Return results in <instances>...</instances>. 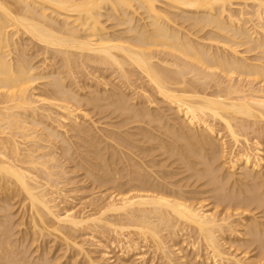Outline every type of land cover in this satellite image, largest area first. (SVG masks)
I'll list each match as a JSON object with an SVG mask.
<instances>
[{"label": "bare ground", "instance_id": "obj_1", "mask_svg": "<svg viewBox=\"0 0 264 264\" xmlns=\"http://www.w3.org/2000/svg\"><path fill=\"white\" fill-rule=\"evenodd\" d=\"M0 264H264V0H0Z\"/></svg>", "mask_w": 264, "mask_h": 264}, {"label": "rangeland", "instance_id": "obj_2", "mask_svg": "<svg viewBox=\"0 0 264 264\" xmlns=\"http://www.w3.org/2000/svg\"><path fill=\"white\" fill-rule=\"evenodd\" d=\"M85 80V79H84ZM95 118V117H94ZM80 178V177H79ZM88 191V190H87Z\"/></svg>", "mask_w": 264, "mask_h": 264}]
</instances>
